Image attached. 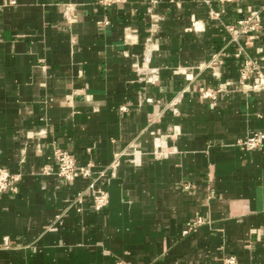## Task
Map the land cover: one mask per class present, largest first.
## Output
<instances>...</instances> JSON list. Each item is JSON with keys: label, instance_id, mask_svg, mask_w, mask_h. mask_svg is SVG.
I'll return each instance as SVG.
<instances>
[{"label": "crops", "instance_id": "0c3cea01", "mask_svg": "<svg viewBox=\"0 0 264 264\" xmlns=\"http://www.w3.org/2000/svg\"><path fill=\"white\" fill-rule=\"evenodd\" d=\"M247 57L264 71V0H0V168L20 178L0 264H264V147H237L264 132ZM56 149L93 176L44 175Z\"/></svg>", "mask_w": 264, "mask_h": 264}, {"label": "built area", "instance_id": "2783aa9c", "mask_svg": "<svg viewBox=\"0 0 264 264\" xmlns=\"http://www.w3.org/2000/svg\"><path fill=\"white\" fill-rule=\"evenodd\" d=\"M222 4L228 5L237 2L238 0H220ZM127 0H99L100 5L106 8L114 6H121L126 4ZM221 13H212L214 18H220ZM241 32L247 33L249 31L259 32L261 29V21L259 16L250 17L249 19L242 20L239 22ZM229 32L235 36L234 41H237L234 28H229ZM245 50L241 51L236 55L240 57ZM240 76L242 81H252L250 89L252 91H264V71L260 61L255 60L251 57H247L245 60ZM201 96L203 99H215V93L211 90H202ZM237 147L241 151H254L264 147V132L258 131L253 132L244 140H240L237 143ZM52 164H47L43 168V174L50 176L55 175L65 182H74L80 178H90L93 176L92 166L82 167L77 163L76 158L68 151L62 149H56L51 158ZM103 176L99 175L90 184L88 190L92 193L93 208L96 212H102L110 202L109 193L98 185V180ZM19 176L10 174L7 170L0 168V194L10 193L18 194L19 189ZM78 202H83V195H80ZM204 223L201 218L188 224V228L185 234L196 230L200 225ZM223 264H239L238 259L235 256L226 257Z\"/></svg>", "mask_w": 264, "mask_h": 264}]
</instances>
